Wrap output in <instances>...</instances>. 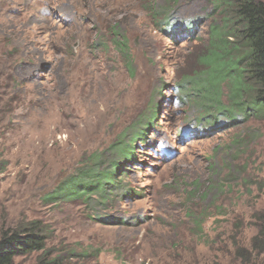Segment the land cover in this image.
<instances>
[{
  "label": "rangeland",
  "instance_id": "374dc122",
  "mask_svg": "<svg viewBox=\"0 0 264 264\" xmlns=\"http://www.w3.org/2000/svg\"><path fill=\"white\" fill-rule=\"evenodd\" d=\"M222 16L211 0H0V237L39 219L67 264H264V115L235 105L233 77L202 87ZM95 163L123 187L48 199Z\"/></svg>",
  "mask_w": 264,
  "mask_h": 264
},
{
  "label": "trees",
  "instance_id": "16d2710c",
  "mask_svg": "<svg viewBox=\"0 0 264 264\" xmlns=\"http://www.w3.org/2000/svg\"><path fill=\"white\" fill-rule=\"evenodd\" d=\"M211 1L223 16L222 25L212 26L206 46L199 54V62L207 75L202 87L211 88L216 96L219 84L233 77L235 105L246 113L251 110L264 115V0ZM165 10L170 9L163 8ZM154 13L158 16L160 12L157 9ZM161 16L156 20L158 25L171 24L166 12ZM112 34L115 36L117 32L113 30ZM95 41L93 47L102 44L101 39ZM115 46L123 52L128 48L125 42L117 40ZM213 97L210 99L221 105L218 98ZM152 118L154 110L149 115V119ZM114 148L126 158L132 153L131 143L125 141L120 140ZM115 165L97 170L95 163L88 170H81L59 183L48 199H89L92 194L105 198L107 187L116 189L118 184L123 187L113 168ZM50 237L47 227L39 219L4 229L0 237V264H14L17 256L32 252H40L36 264H67L65 255L53 254L52 249H48Z\"/></svg>",
  "mask_w": 264,
  "mask_h": 264
}]
</instances>
